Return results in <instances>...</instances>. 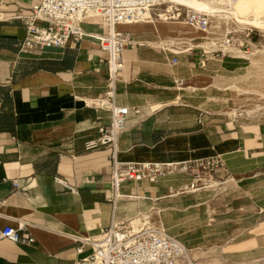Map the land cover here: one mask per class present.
<instances>
[{
	"label": "crops",
	"instance_id": "obj_1",
	"mask_svg": "<svg viewBox=\"0 0 264 264\" xmlns=\"http://www.w3.org/2000/svg\"><path fill=\"white\" fill-rule=\"evenodd\" d=\"M38 3L0 0V229L24 222L22 232L34 238L32 243L0 238V264H74L82 255L71 235L95 237L111 224H122L123 211L128 220L140 214L147 226L151 213L159 211L162 225L174 237L184 235L178 240L187 247L198 225L193 214H184L203 204L208 221L221 216L227 224L223 240L237 235V247L245 246L231 264H264V120L238 115L229 121L207 107L202 114L199 106L183 103L179 92L228 90L230 79L240 75L227 73L241 61L228 60L224 52L215 57L200 44L176 55L171 50L177 47L164 44L152 26L142 41L130 40L114 83L115 103L129 109L118 136V159L178 162L216 155L229 174L219 189L178 195L169 188L184 183V175L126 182L120 189L125 195L113 200L108 149L84 147L96 127L110 121L109 109L101 105L107 90L104 53L89 36L64 48H22V18ZM100 22L86 18L80 26L85 33H100ZM209 78L217 80L215 85L200 83ZM184 82L195 85L181 87ZM173 199L196 201L156 206ZM187 249V263L197 264L198 248Z\"/></svg>",
	"mask_w": 264,
	"mask_h": 264
},
{
	"label": "built area",
	"instance_id": "obj_2",
	"mask_svg": "<svg viewBox=\"0 0 264 264\" xmlns=\"http://www.w3.org/2000/svg\"><path fill=\"white\" fill-rule=\"evenodd\" d=\"M163 1L39 0L22 18L25 28L22 48L37 51L64 48L68 43H77L89 36L97 41L99 49L104 53L100 62L104 61L107 66V90L101 105L109 109L110 121L97 126L84 147L87 150L108 149L113 200L118 197L121 186L126 182L155 183L169 175H184V183L169 188L170 194L178 195L221 187L229 174L222 159L216 155L178 162H134L118 159V136L126 128L129 109L115 103L114 83L123 68L122 51L130 43L129 32L120 29L118 25L152 18ZM155 15L159 17L158 14ZM171 15L173 18H182L201 31L210 26L207 15L189 9L175 11ZM93 17L100 19L102 32L85 33L80 23L83 19ZM228 42L227 39L225 43ZM143 228L133 231L122 224H111L95 237L71 235V239L78 243L76 253L82 255L74 264H184L187 251L178 239ZM23 230H26L24 222H20L17 227L4 226L0 229V238L15 243H32V235L23 233ZM86 249L88 252H85Z\"/></svg>",
	"mask_w": 264,
	"mask_h": 264
},
{
	"label": "rangeland",
	"instance_id": "obj_3",
	"mask_svg": "<svg viewBox=\"0 0 264 264\" xmlns=\"http://www.w3.org/2000/svg\"><path fill=\"white\" fill-rule=\"evenodd\" d=\"M165 6H166V2L164 0L163 4L160 5L159 9L155 12V14H159L163 12L162 10L166 8ZM179 9L182 10L184 8L179 6ZM155 14L152 15V18L148 20H152L153 18H158L157 15ZM178 20L182 21L183 19L178 18ZM139 24L140 22L134 23L132 25L124 26V29H126L125 31H128L131 34L132 37L130 38V40L132 41H142L143 39H145L144 37L147 36V35L144 36V33L146 34L148 33L147 31L148 26H146V24L140 26ZM156 24L159 29L158 32L161 35V39L165 41L164 44L177 48H185L186 46H188V43L186 42L185 39L176 38L175 36L176 32L165 29L163 25L160 24L159 22H157ZM207 29H208L207 32L197 31L200 32L199 35L203 37H199V38L197 37L196 41L204 42L207 41L208 39H210L209 41H211L212 38L213 39L212 41L216 42L215 46L212 47L210 50V53L213 56L218 57L223 53L222 46L220 47V44L224 43L223 42L224 38H226V40L227 39L229 40L228 42L229 44H233L235 48L241 50L242 52L249 54L254 51V55L252 56V58L253 59L257 58L259 60L257 61V59L256 60L254 59L255 61L258 62V65L251 66L250 59L247 60L241 59L239 61H241L242 66L237 67L233 71L227 73L232 78L233 76L240 75L236 79L234 78L230 79V82L233 83V86H235L236 88L231 86L228 90L219 91L216 88H212L211 86H209L208 90L210 89V87L213 90L208 91L207 94H206L207 90L194 91V92L179 91L180 93H182L181 94L182 102L188 103V101H190L192 102L193 105L199 106L201 109L199 110V112L201 111L202 114H205L203 112H205V109L207 107L206 110H209L210 111L209 113H213L215 115L214 117L225 118L229 121L235 119V117H237L238 115H242V116L244 115L245 117H247L249 121H255L259 118L264 120V47H261L264 46V37H262L264 36V33H261L258 29L254 27H249L243 30V32L239 36H237L231 29V23L225 24L223 22H216L214 20L210 21V26ZM227 33L229 34L227 35ZM250 42H254L257 45L256 49L253 48ZM259 43H261V45ZM188 53H191V51L188 50ZM223 54L226 55L224 57H227L226 53ZM190 55L191 54H189L188 57H190ZM202 58H204V56H202ZM172 61H175V59H172ZM196 66L198 67L199 65L196 64ZM200 81H201L200 83L204 84V86H207L208 84L215 85L214 83L217 80H213L209 78L207 80H200ZM194 85L195 84L184 82L180 86L187 87ZM209 95L213 97V98L211 97L212 98L211 100H207V97ZM182 110H183L182 112L187 111L186 109H182ZM133 187L138 188L141 186L139 184H134ZM215 188L219 189L220 187H215ZM209 193L200 197L198 201L204 202L208 198ZM191 201H196V199H192ZM191 201L189 199H186V201L177 202L176 200L173 199L171 202H167L166 204H158L156 206H161V205L180 206L182 204L190 203ZM123 202L124 204H126L127 199L124 200ZM208 211L209 210L205 207V204H203L201 205V207H199L196 210L190 211L189 209L186 212L188 213V215L184 214V216L186 217H189V215L193 214L191 217L193 219L195 218V222H196L195 225H198V226H194L197 227L196 229H198L197 233L194 232L195 235L194 233L191 234V237L188 239L190 241L185 242V244H187V247H185L186 251H188L187 249L188 246L189 247L195 246L196 248H198L199 252L196 253L197 255L195 254L196 255L195 258H197L196 260L197 264H231L232 262H235L236 259L241 258V255H239L238 251L244 249L245 246L237 247V243L239 242L237 235H235V237L233 238L234 240L232 239V241L223 240V238L226 239L228 235L227 224L226 226L224 225L223 223L224 219L221 218V216L217 217V219L214 220L215 223L212 220L211 222L208 221V219L206 218ZM122 214H123L122 219L120 221L122 222V225L127 226L133 230L132 226L128 222L129 216L127 211H123ZM185 219L186 218L184 217L182 221H184ZM149 220H150V225L147 226V223L143 221L142 223L139 224V227L141 228L150 227L151 229L159 232L161 230L166 235L169 236L171 235V237L174 236L175 233L172 231V229L162 225L164 223L162 222L163 220L161 217V213H159V211L157 212L153 211L149 217ZM176 237H175L176 239L178 238L181 239L182 237H184V235L178 234L176 235ZM197 237H199V239ZM184 264H187L186 259L184 260Z\"/></svg>",
	"mask_w": 264,
	"mask_h": 264
},
{
	"label": "bare ground",
	"instance_id": "obj_4",
	"mask_svg": "<svg viewBox=\"0 0 264 264\" xmlns=\"http://www.w3.org/2000/svg\"><path fill=\"white\" fill-rule=\"evenodd\" d=\"M165 2H166V6H165L166 8L164 10H162L163 12L158 14L159 15L158 18H153L152 20L141 21L139 25L141 26L143 24H146V26H148V27L152 26L155 28V30H159L157 27V24H156L157 22H159L160 24L163 25V27L165 29L176 32L175 36L177 39L178 38L179 39H185L186 42L188 43V46H186L185 48H182V50H179V48H173L171 50L176 55L183 54L186 51H188V49L193 47L194 45H199V44L203 45L205 47V49H209V51H210L211 48L214 47L216 44V42L212 41L213 40L212 38H211V41H209L210 39H208L207 41H204V42L203 41H196L195 38L203 37V36L199 35L200 32H197V31H201V30H198V29L190 26L189 24H187L183 20L181 21V20H178V18L172 17L171 14L175 13L174 11L180 10L179 6H181L184 9H189V10H192V11L197 12V13H203L209 17L210 21L214 20L216 22H223L225 24L231 23V29L235 33V35H237V36H239L243 32V30H245L246 28H249V27H254V28L258 29L261 33H264V0H165ZM168 15H171V16L169 17ZM93 19L100 20L98 17L93 18ZM150 22H153L152 25L148 24ZM132 24H134V23H131V22L130 23H123V24H120L119 26L122 27V26L132 25ZM211 29H213V28H211ZM195 30H196V33H195ZM207 31H208V29H206L205 31H201V32H207ZM210 32H212V31H210ZM222 37H224V36H222ZM262 37H264V36H262ZM223 42L224 43L220 44V47L222 46L223 52L227 54L228 60H230V61H237L238 60L239 61L241 59H245V60L250 59V65L251 66L258 65L257 61H259V60L257 58H254L255 60L257 59V61H255L252 58V56L254 55V51L249 53V54L242 52L241 50L235 48L233 44H229V43L226 44L225 43L226 38H224ZM250 43L253 46V48L256 49L257 45L254 42H250ZM259 44L261 45V43H259ZM261 47H264V46H261ZM148 56H150V55H148ZM212 57L213 56H211V58ZM181 62L178 61L176 64H178V63L180 64ZM180 70H181V68H180ZM180 73H183V72H180ZM233 87H235V86H233ZM131 185H134V184H131ZM119 192H120V193H118L119 197H122L123 195H125L121 191H119ZM157 210H159V209H157ZM143 220H145V219H143L142 216L140 214H138V215L130 218L128 220V222L132 226L133 231H139V229H140L139 224L142 223ZM115 225H117V224H115ZM146 229H151V228L147 227ZM162 232L163 231L160 230L159 233H162ZM163 234H165V233L163 232ZM185 257H186V261H187V255ZM187 264H191V263L189 262Z\"/></svg>",
	"mask_w": 264,
	"mask_h": 264
}]
</instances>
